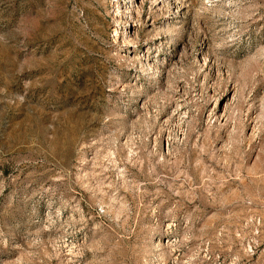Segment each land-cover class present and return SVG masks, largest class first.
<instances>
[{
    "label": "rangeland",
    "instance_id": "1",
    "mask_svg": "<svg viewBox=\"0 0 264 264\" xmlns=\"http://www.w3.org/2000/svg\"><path fill=\"white\" fill-rule=\"evenodd\" d=\"M0 264H264V0H0Z\"/></svg>",
    "mask_w": 264,
    "mask_h": 264
},
{
    "label": "bare ground",
    "instance_id": "2",
    "mask_svg": "<svg viewBox=\"0 0 264 264\" xmlns=\"http://www.w3.org/2000/svg\"><path fill=\"white\" fill-rule=\"evenodd\" d=\"M115 5H116V3H115Z\"/></svg>",
    "mask_w": 264,
    "mask_h": 264
}]
</instances>
